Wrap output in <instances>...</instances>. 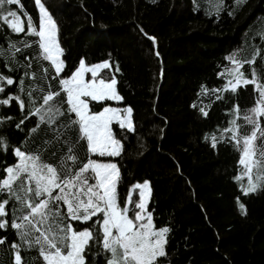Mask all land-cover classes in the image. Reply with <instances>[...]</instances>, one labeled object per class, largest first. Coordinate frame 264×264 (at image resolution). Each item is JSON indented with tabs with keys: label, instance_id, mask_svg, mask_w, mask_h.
<instances>
[{
	"label": "snow or ice",
	"instance_id": "obj_1",
	"mask_svg": "<svg viewBox=\"0 0 264 264\" xmlns=\"http://www.w3.org/2000/svg\"><path fill=\"white\" fill-rule=\"evenodd\" d=\"M19 2L0 0V38L29 37L0 45L8 49L6 60L0 59L7 70L0 71V248L8 264H30L31 251L37 253L32 258L37 264H162L173 228L155 215L152 182L137 181L127 186L126 195L120 192L123 176L114 158L122 156L136 126L134 109L118 88V62L80 58L69 73L59 25L45 3L34 0L38 23L25 12V28L13 7ZM139 30L162 62L157 38ZM225 60L231 67L217 73L221 86L201 84L198 95L225 102L239 89L255 86L253 106L241 117L234 105L228 111L236 115L220 138L205 136L214 150L227 143L238 151L241 167L235 180L242 195L236 200L245 214L243 197L264 189V52ZM245 64L251 78L241 70ZM14 107L18 115L7 114ZM199 112L209 115L204 107Z\"/></svg>",
	"mask_w": 264,
	"mask_h": 264
},
{
	"label": "trees",
	"instance_id": "obj_2",
	"mask_svg": "<svg viewBox=\"0 0 264 264\" xmlns=\"http://www.w3.org/2000/svg\"><path fill=\"white\" fill-rule=\"evenodd\" d=\"M42 2L59 25L66 71L70 73L80 58L88 63L109 58L118 62V88L134 109L136 126L124 141L122 156L114 158L123 176L120 192L126 195L127 186L137 181L152 182L155 215L173 228L168 258L162 264H264V189L243 197L242 214L236 200L242 195L235 180L238 151L227 143L214 150L210 139L205 141L213 134L220 138L227 121L236 115L228 111L234 105H239L241 117L253 106L254 86L239 89L225 102L198 95L201 84L221 86L217 73L230 66L226 56L250 59L257 49L264 52V0ZM13 7L19 9L25 28V12L38 23L34 0H20ZM140 28L157 38L162 62ZM19 38L29 37L10 34L7 41L0 38V45ZM27 51L35 57V51ZM6 52V46L0 47V59L6 60ZM254 66H259V57ZM241 70L251 78L248 65ZM0 71L7 74L2 64ZM7 114L18 115V109ZM239 123L243 128L242 119ZM116 132L119 138L122 133L118 128ZM11 141H17L15 134ZM36 256L31 251L26 258L37 264L32 259ZM8 260L0 248V264Z\"/></svg>",
	"mask_w": 264,
	"mask_h": 264
},
{
	"label": "rangeland",
	"instance_id": "obj_3",
	"mask_svg": "<svg viewBox=\"0 0 264 264\" xmlns=\"http://www.w3.org/2000/svg\"><path fill=\"white\" fill-rule=\"evenodd\" d=\"M229 67H231V64H230V66ZM225 70H223L222 72H224ZM243 71V70H242ZM254 86V85H253ZM255 87V86H254ZM241 167V166H240ZM240 174V168H239V172H238V174L237 175H239ZM255 175H256V170L254 169V182H255ZM238 183V182H237ZM243 183L246 185L247 184V179L246 178H244L243 179ZM238 185H239V187H240V184L238 183Z\"/></svg>",
	"mask_w": 264,
	"mask_h": 264
}]
</instances>
